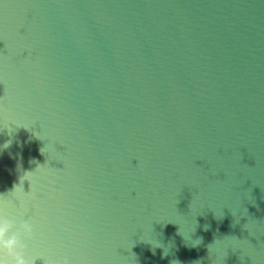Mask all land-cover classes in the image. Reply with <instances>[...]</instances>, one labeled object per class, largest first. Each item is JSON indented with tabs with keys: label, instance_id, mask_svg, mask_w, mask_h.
I'll list each match as a JSON object with an SVG mask.
<instances>
[{
	"label": "water",
	"instance_id": "1",
	"mask_svg": "<svg viewBox=\"0 0 264 264\" xmlns=\"http://www.w3.org/2000/svg\"><path fill=\"white\" fill-rule=\"evenodd\" d=\"M0 146V210L29 209L35 264H217L157 125L83 0H0Z\"/></svg>",
	"mask_w": 264,
	"mask_h": 264
},
{
	"label": "clouds",
	"instance_id": "2",
	"mask_svg": "<svg viewBox=\"0 0 264 264\" xmlns=\"http://www.w3.org/2000/svg\"><path fill=\"white\" fill-rule=\"evenodd\" d=\"M8 146L7 143L5 144ZM4 146H0L2 150ZM24 182L19 177V184L14 185V188L20 186L24 190ZM16 215L9 216L0 210V264H35L36 259H28L26 257V250L29 242L34 239L33 224L29 219L24 217L29 216V209L19 201L18 205L14 204ZM160 247V246H156ZM155 247H153L154 253ZM165 249L162 253L166 256Z\"/></svg>",
	"mask_w": 264,
	"mask_h": 264
}]
</instances>
